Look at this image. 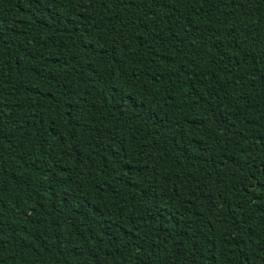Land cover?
Returning <instances> with one entry per match:
<instances>
[{"label":"trees","instance_id":"obj_1","mask_svg":"<svg viewBox=\"0 0 264 264\" xmlns=\"http://www.w3.org/2000/svg\"><path fill=\"white\" fill-rule=\"evenodd\" d=\"M0 264H264V0H0Z\"/></svg>","mask_w":264,"mask_h":264}]
</instances>
